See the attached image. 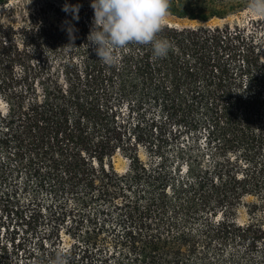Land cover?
I'll return each mask as SVG.
<instances>
[{
    "label": "trees",
    "instance_id": "trees-1",
    "mask_svg": "<svg viewBox=\"0 0 264 264\" xmlns=\"http://www.w3.org/2000/svg\"><path fill=\"white\" fill-rule=\"evenodd\" d=\"M59 3L0 23V264H264L263 20L208 24L248 0H170L201 23L112 66Z\"/></svg>",
    "mask_w": 264,
    "mask_h": 264
},
{
    "label": "clouds",
    "instance_id": "clouds-1",
    "mask_svg": "<svg viewBox=\"0 0 264 264\" xmlns=\"http://www.w3.org/2000/svg\"><path fill=\"white\" fill-rule=\"evenodd\" d=\"M93 9L88 41L95 46L98 60L107 66L115 65L117 50H124L135 43L151 45L153 57L168 55L171 44L159 37L170 8V0H90ZM79 4L65 3L62 11L70 13L73 20L79 19ZM249 14L264 17V0H248ZM74 26L69 27V45L75 39ZM53 264H66L63 252L56 254Z\"/></svg>",
    "mask_w": 264,
    "mask_h": 264
},
{
    "label": "rangeland",
    "instance_id": "rangeland-1",
    "mask_svg": "<svg viewBox=\"0 0 264 264\" xmlns=\"http://www.w3.org/2000/svg\"><path fill=\"white\" fill-rule=\"evenodd\" d=\"M90 1V0H89ZM60 0H9L7 4H0V23L1 22H17L20 20L21 15L27 14L30 11H47L50 21L55 24H59L61 20L64 24H67L69 17L67 13L62 11ZM43 8L42 10H39ZM260 18L263 21H260L258 25V35L264 32V17H257L249 14V10L240 11L236 14L229 16L226 19H213L208 22L209 25H222L225 22H229L231 25H244L250 22V19ZM164 22H171L179 26L186 25H196L201 22L191 21L188 19L176 18L167 14ZM250 24V23H249ZM264 56V50H263ZM143 159H146V153L142 152ZM116 168L123 172L127 169L129 160L120 154H117L114 158ZM248 201L254 200V197H248ZM261 215H264L263 211H260ZM250 218L247 207H242L240 209V221L244 222Z\"/></svg>",
    "mask_w": 264,
    "mask_h": 264
}]
</instances>
